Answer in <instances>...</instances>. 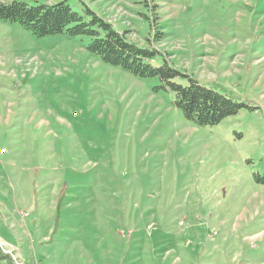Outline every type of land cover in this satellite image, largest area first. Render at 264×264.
<instances>
[{"label":"rangeland","instance_id":"rangeland-1","mask_svg":"<svg viewBox=\"0 0 264 264\" xmlns=\"http://www.w3.org/2000/svg\"><path fill=\"white\" fill-rule=\"evenodd\" d=\"M68 3L242 107L197 126L158 78L0 20V264H264V0Z\"/></svg>","mask_w":264,"mask_h":264},{"label":"trees","instance_id":"trees-1","mask_svg":"<svg viewBox=\"0 0 264 264\" xmlns=\"http://www.w3.org/2000/svg\"><path fill=\"white\" fill-rule=\"evenodd\" d=\"M0 20L19 24L37 38L55 35L86 40L84 49L102 63L117 67L136 78H158L174 96V106L193 124L204 127L219 124L238 113L242 105L231 97L208 89L191 75L167 61L154 66L161 56L151 46H139L126 40L123 33L89 7L72 10L68 0L55 4L30 6L23 1L0 3Z\"/></svg>","mask_w":264,"mask_h":264}]
</instances>
